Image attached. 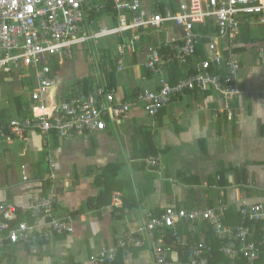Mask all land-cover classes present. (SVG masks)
I'll return each mask as SVG.
<instances>
[{
  "label": "crops",
  "instance_id": "1",
  "mask_svg": "<svg viewBox=\"0 0 264 264\" xmlns=\"http://www.w3.org/2000/svg\"><path fill=\"white\" fill-rule=\"evenodd\" d=\"M164 1L174 7L177 0ZM105 10L96 19L108 24ZM167 30L181 35L177 27L167 26ZM237 41L234 51L240 59L239 95L231 103L230 119L217 94L186 93L172 98L154 117L142 108H133L103 132L74 133L64 138L53 131L46 135L29 131L22 141L0 144V204L19 210L34 199L54 197L51 217L73 216L72 232L52 233L49 239L39 240L36 255L20 242L1 248L0 254L8 264H89L90 255L115 244L147 217L172 206L192 210L222 202L227 206L223 223L228 226L240 223L239 210L244 205L261 204L264 215V26H241ZM143 53L141 46L135 55L125 58L124 70L113 75L110 89H115L116 101H131L139 91L157 88L156 80L141 66ZM100 56L108 57V51ZM98 60L89 51L83 53L77 48L72 60L61 62L48 89L52 101L78 97L97 87ZM84 62L89 68L85 69ZM108 62L112 66L113 61L108 58ZM183 71L181 67L173 73L180 75ZM0 75L1 82L6 81ZM19 75L13 74L7 81L15 80L25 89L23 103L29 106L35 80L30 71ZM83 79L93 86L87 83L84 90ZM150 81L154 87L144 88ZM106 82L109 86L107 78ZM13 113L15 116L0 118V122L27 118L18 112L15 101ZM149 156L160 158L155 172L139 162ZM103 169L107 174L102 177ZM105 185L109 196L105 206L98 209L95 200L101 191L106 192ZM114 199L120 201L119 206L113 205ZM18 220L33 224L30 216ZM187 227L180 224V234L218 250L211 243L214 237L207 224L201 223L192 232ZM171 257L177 264H186L180 251ZM113 264L155 263L150 249L142 248L118 253ZM235 264L247 263L238 260ZM255 264H264V251Z\"/></svg>",
  "mask_w": 264,
  "mask_h": 264
},
{
  "label": "built area",
  "instance_id": "2",
  "mask_svg": "<svg viewBox=\"0 0 264 264\" xmlns=\"http://www.w3.org/2000/svg\"><path fill=\"white\" fill-rule=\"evenodd\" d=\"M107 7L115 16L107 15L108 24L102 18L97 21ZM244 25L264 26V0H177L173 8L168 4L163 8L156 0H0V74L22 76L30 71L35 80L28 106L31 116L0 122V144L22 141L29 131L42 135L53 131L64 138L74 133L103 132L108 121L117 124L133 108H142L154 117L172 98L186 93L217 94L230 119L231 103L239 95L240 59L234 49ZM167 26L179 28L181 35L171 33ZM106 38L117 40L115 65L101 68L96 62V76L100 77L97 87L54 103L48 95L56 73L50 61H69L73 48ZM141 46V66L156 80L157 88L139 91L131 101H116L115 89L107 86L106 72L121 73L125 58ZM172 65L184 67V74L169 83L166 70ZM139 162L155 172L160 158L149 156ZM54 203V197H41L19 210L0 204V249L20 242L36 255L39 240L49 239L52 233H71L70 215L51 217ZM113 205L119 206L120 201L114 199ZM226 211L222 202L192 210L172 206L147 217L127 236L90 255L88 263L113 264L120 252L149 248L155 264H177L171 255L178 251L186 264H208L212 247L192 242L179 232L180 224H187L188 232H192L205 223L218 242V253L231 264L238 260L255 264L264 247L262 205H244L239 210L240 223L235 226L223 223ZM19 215L30 216L33 224L18 221ZM41 219L49 220L41 223ZM0 264H5L1 254Z\"/></svg>",
  "mask_w": 264,
  "mask_h": 264
},
{
  "label": "rangeland",
  "instance_id": "3",
  "mask_svg": "<svg viewBox=\"0 0 264 264\" xmlns=\"http://www.w3.org/2000/svg\"><path fill=\"white\" fill-rule=\"evenodd\" d=\"M159 2L161 5L167 6L166 1L159 0ZM115 44H116L115 38L99 39L92 41L89 45H83L81 49L83 50V53H87L89 51V53L92 54L94 59H98L99 55H101L103 52L105 53L108 51V57L103 59L102 64L105 65L106 63L108 65V58H109L111 61H113L112 65L114 66L115 65L114 51H116ZM90 59L87 58V54H86V60L90 62ZM87 63L84 62L85 69L89 68V65ZM1 81L2 78L0 79V114H3L2 119H8L9 117L15 116L14 113L12 114V111L14 109L15 98L17 97L21 102H23L26 100L27 94L25 89H23L20 84L19 85L16 84L15 80L11 82L9 81L1 82ZM152 87H154V84L152 83V81H150L149 83L146 84L144 88H152Z\"/></svg>",
  "mask_w": 264,
  "mask_h": 264
},
{
  "label": "trees",
  "instance_id": "4",
  "mask_svg": "<svg viewBox=\"0 0 264 264\" xmlns=\"http://www.w3.org/2000/svg\"><path fill=\"white\" fill-rule=\"evenodd\" d=\"M172 0H170V2H171ZM172 4V3H171ZM161 6H163V5H161ZM171 8H173V7H171ZM111 12V11H110ZM103 14V13H102ZM108 15L109 14V16H112V17H114L115 16V14H113V13H109L108 12V7L106 8V10L104 11V15ZM144 40V39H143ZM139 49V48H138ZM75 48H73V50H72V52H73V56H72V59H73V57H74V52H75ZM108 50H109V48H108ZM138 51V50H137ZM137 52H132V54L131 55H135ZM102 54H104V53H102ZM100 56V55H99ZM72 59H70V60H72ZM99 59L100 60H98V61H96V62H98V64L99 63H101L102 61H103V59H104V56H100L99 57ZM66 61V60H65ZM52 62L50 61V64H51ZM53 70L54 71H57L58 70V65L60 64L59 62H58V60H56V61H53ZM105 65H106V67H110V64H109V62H108V65L105 63ZM179 65H172V66H170V67H168L167 68V71H168V74H166V75H168V77H169V80L170 81H168L169 83H174L178 78H180L181 76H182V73L180 74V75H177V74H174L173 72L177 69V68H181L180 66L178 67ZM112 67H113V65H112ZM174 74V75H173ZM113 75H114V73H108V72H106V78H107V81H108V84H109V88H111L110 87V85H112V79H113ZM110 76H112L111 78H110ZM7 77H9V76H6V75H4V79L7 81ZM10 78H12V77H10ZM9 78V79H10ZM82 82H83V89L84 90H86L87 89V83L88 84H90V85H92L93 86V82L91 83V82H89L87 79H83L82 80ZM90 85H89V87H90ZM92 86H91V88H92ZM15 103H16V106H17V108H18V112L23 116V117H28V116H31V111H30V109H29V107H28V105H26V103H23V102H21L20 100H19V98H15ZM30 111V112H29ZM20 115V116H21ZM0 118H3V114H0ZM18 119H21V118H18ZM1 120H5V119H1ZM4 122V121H3ZM108 125H114V124H111L109 121H108V123H107V126ZM143 158H145V157H143ZM105 174H107L106 172H105V169H103L102 170V172H101V175H102V177L105 175ZM107 178H106V176H105V180H106ZM107 186L105 185V189H106V192L104 191V192H100L99 193V195L96 197V200H95V204H96V207H98V209L99 208H101V207H104L105 206V202L107 201V199H108V193H107V188H106ZM105 198H107L106 200H105ZM88 205H89V203H88ZM90 205L91 206H93L92 205V203H91V201H90ZM89 205V206H90ZM162 213V212H161ZM71 216V215H70ZM19 217H20V219L23 217V216H20L19 215ZM72 218H73V216H71ZM23 220V219H22ZM18 221H20V220H18ZM247 226H249V227H251L253 224L252 223H245ZM261 226V222H259L258 224H256V228H257V231L255 232V237H256V235L258 236V238H259V231H258V229H259V227ZM207 230V229H206ZM211 232H212V230H211ZM213 234V233H212ZM258 238L257 239H255L254 238V240H256V242L258 241ZM43 241H45L44 239H42ZM42 240H40V241H42ZM39 242V241H38ZM212 245L214 246V245H216V246H214V247H217L218 246V242L214 239L212 242ZM262 251H264V247H262L261 249H260V255H261V253H262ZM2 256V255H1ZM224 256H222L221 254H219L217 251H213L212 252V256L209 258V264H212V263H216V264H219L220 262H223L224 264H228L229 263V261H227V259L224 257ZM2 260H4V262H5V264H8V259L6 258V257H3L2 256Z\"/></svg>",
  "mask_w": 264,
  "mask_h": 264
},
{
  "label": "bare ground",
  "instance_id": "5",
  "mask_svg": "<svg viewBox=\"0 0 264 264\" xmlns=\"http://www.w3.org/2000/svg\"><path fill=\"white\" fill-rule=\"evenodd\" d=\"M38 113H40V112H38Z\"/></svg>",
  "mask_w": 264,
  "mask_h": 264
}]
</instances>
